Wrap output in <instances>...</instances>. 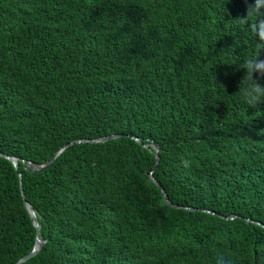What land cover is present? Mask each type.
Returning a JSON list of instances; mask_svg holds the SVG:
<instances>
[{
    "label": "trees",
    "instance_id": "trees-1",
    "mask_svg": "<svg viewBox=\"0 0 264 264\" xmlns=\"http://www.w3.org/2000/svg\"><path fill=\"white\" fill-rule=\"evenodd\" d=\"M253 2L0 0V264H264Z\"/></svg>",
    "mask_w": 264,
    "mask_h": 264
},
{
    "label": "clouds",
    "instance_id": "clouds-1",
    "mask_svg": "<svg viewBox=\"0 0 264 264\" xmlns=\"http://www.w3.org/2000/svg\"><path fill=\"white\" fill-rule=\"evenodd\" d=\"M249 16L256 17V23L253 24V31L258 35L264 36V0H254L246 9V19ZM261 49L264 45H259L257 52L251 58L247 59L244 68L247 69L240 82V92L244 102L250 107L255 108L258 104L264 103V85L259 83V78L264 77V59H260ZM254 74L257 76L254 78Z\"/></svg>",
    "mask_w": 264,
    "mask_h": 264
},
{
    "label": "water",
    "instance_id": "water-1",
    "mask_svg": "<svg viewBox=\"0 0 264 264\" xmlns=\"http://www.w3.org/2000/svg\"><path fill=\"white\" fill-rule=\"evenodd\" d=\"M120 135H115V134H112V135H107V136H103V137H100V138H97V139H88V140H82L83 142H88V143H97V142H105L107 140H110V139H114V138H117L119 137ZM135 141L139 142L138 139H134ZM81 141V142H82ZM80 141H75V142H69L65 145H63L61 148H59L56 152H54V154L44 163V164H41V165H36V164H32V163H27L26 164V167L29 171L31 172H41L42 170H44L52 161L53 159L64 149L66 148L67 146H70L72 145L73 143H79ZM151 147L153 148L154 150V153H155V164H154V168L155 166L157 165V162H158V155H157V151H158V148L157 146L152 143L151 144ZM0 157L4 158L5 160H7L11 165L12 167L16 170L17 169V162H16V158L14 157H11V156H8V155H5V154H2L0 152ZM152 172L149 173V179L159 188L161 194H162V198L163 200L165 201V203L167 205H171L169 203V201L167 200L163 190L161 189V187L158 185V183L155 181V179L153 178V175L151 174ZM18 177V185H19V190H20V194H21V198L23 200V205H24V208L29 216V218L31 219V223H32V226L35 230V235H34V243H33V246L30 250V252L25 255L24 257L20 258L15 264H22L24 263L25 261H27L28 259L32 258L33 256H35L37 254V252L40 250L41 246L43 245V240H41V238L39 237L38 233H39V224H38V221H37V215L36 213L32 210V208L30 207V205L24 200V197H23V193H22V190H21V181H20V174L17 175ZM173 207H177V206H174ZM185 209H188V208H185ZM190 210H193V209H190ZM258 224V223H257Z\"/></svg>",
    "mask_w": 264,
    "mask_h": 264
}]
</instances>
